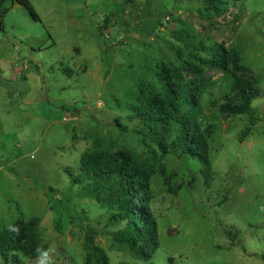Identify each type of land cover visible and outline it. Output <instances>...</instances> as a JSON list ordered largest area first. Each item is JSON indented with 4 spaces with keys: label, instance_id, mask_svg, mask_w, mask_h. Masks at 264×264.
Wrapping results in <instances>:
<instances>
[{
    "label": "rangeland",
    "instance_id": "rangeland-1",
    "mask_svg": "<svg viewBox=\"0 0 264 264\" xmlns=\"http://www.w3.org/2000/svg\"><path fill=\"white\" fill-rule=\"evenodd\" d=\"M29 1L41 21L9 1L0 37V231L28 224L56 264L94 263L92 234L110 264H264V118L220 113L238 79L259 95L253 108L264 105V0H229L222 16L210 0ZM220 47L238 51L246 71L195 59ZM164 74L199 98L210 169L172 146L175 134L165 153L142 120ZM87 160L133 161L149 175L134 204L157 222L150 261L113 242L125 223L76 181Z\"/></svg>",
    "mask_w": 264,
    "mask_h": 264
},
{
    "label": "trees",
    "instance_id": "trees-1",
    "mask_svg": "<svg viewBox=\"0 0 264 264\" xmlns=\"http://www.w3.org/2000/svg\"><path fill=\"white\" fill-rule=\"evenodd\" d=\"M9 1L12 7L19 6L28 11L34 21H41L29 0H0V37L4 32V19L9 12ZM210 5L222 16L228 10L229 0H210ZM195 59L202 67L208 69L228 71L230 61L233 70L246 71V68L241 66L239 52L228 51L224 47H220L210 58ZM186 65L189 70L198 68L193 63L187 62ZM160 78L164 82L161 98L159 101L152 99L148 102L146 111L141 114L142 120L149 131L161 137L159 145L165 153L168 148L167 141L175 134L176 139L171 145L180 149L186 157L199 161L206 169H210L209 137L201 130L196 118L199 98L194 92L177 87L171 81L165 82V74ZM232 92L233 96H228L227 102L220 106L221 114L227 117L259 114V109L252 106L259 95L253 91L251 85L238 79ZM186 107L188 110L184 111ZM254 125L252 121L251 127L242 133L241 142L249 137ZM148 179L149 175L133 161L116 169H106L98 160H87L76 180L78 183H87L93 191L103 194L110 203L117 206L114 219L125 223V226L112 235L113 242L127 248L135 258L144 262L150 261L158 248V227L151 208L144 206L138 209L134 204L137 198H142L141 188L147 186ZM15 225L19 226V235L8 229L0 231V256L12 264L22 263L18 254L29 259L38 258L36 249L42 248L38 234L22 221ZM94 236L95 234L89 235L86 239V249L92 252L96 260L88 264H110L105 253L95 245Z\"/></svg>",
    "mask_w": 264,
    "mask_h": 264
},
{
    "label": "clouds",
    "instance_id": "clouds-1",
    "mask_svg": "<svg viewBox=\"0 0 264 264\" xmlns=\"http://www.w3.org/2000/svg\"><path fill=\"white\" fill-rule=\"evenodd\" d=\"M8 231L15 233L16 235H19V226L17 225H9L8 226ZM37 252V264H56L55 258H54V253H55V248L49 247L47 249L38 247L36 249Z\"/></svg>",
    "mask_w": 264,
    "mask_h": 264
},
{
    "label": "water",
    "instance_id": "water-1",
    "mask_svg": "<svg viewBox=\"0 0 264 264\" xmlns=\"http://www.w3.org/2000/svg\"><path fill=\"white\" fill-rule=\"evenodd\" d=\"M16 11L19 12V13H24V9L22 7H16ZM259 113L261 114V116L264 118V105H262L260 108H259ZM175 234V230H171L170 231V235H174Z\"/></svg>",
    "mask_w": 264,
    "mask_h": 264
},
{
    "label": "crops",
    "instance_id": "crops-1",
    "mask_svg": "<svg viewBox=\"0 0 264 264\" xmlns=\"http://www.w3.org/2000/svg\"><path fill=\"white\" fill-rule=\"evenodd\" d=\"M16 7H18V6H16Z\"/></svg>",
    "mask_w": 264,
    "mask_h": 264
}]
</instances>
